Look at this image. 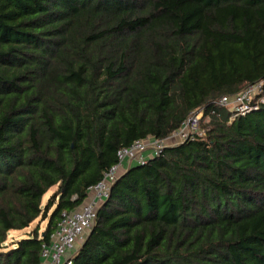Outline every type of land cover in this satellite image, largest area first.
<instances>
[{"label":"trees","instance_id":"16d2710c","mask_svg":"<svg viewBox=\"0 0 264 264\" xmlns=\"http://www.w3.org/2000/svg\"><path fill=\"white\" fill-rule=\"evenodd\" d=\"M262 79L264 0H0V264H40L121 148L199 110L206 135L121 175L73 262L264 264V103L218 104Z\"/></svg>","mask_w":264,"mask_h":264},{"label":"built area","instance_id":"2783aa9c","mask_svg":"<svg viewBox=\"0 0 264 264\" xmlns=\"http://www.w3.org/2000/svg\"><path fill=\"white\" fill-rule=\"evenodd\" d=\"M261 103H264V79L237 94L223 96L218 100L219 105L228 107L233 113L231 120L258 109ZM202 118L203 111L199 110L192 113L182 127L168 139L149 137L121 148L117 153V163L104 173L98 183L88 189V197L81 206L62 213L61 221L50 241L42 244L40 264H74L77 246L83 243L93 228L98 209L109 198L115 181L131 166L145 164L161 154L165 147L180 143L177 141L179 138L183 142L196 135L205 136L206 131L201 128Z\"/></svg>","mask_w":264,"mask_h":264},{"label":"rangeland","instance_id":"374dc122","mask_svg":"<svg viewBox=\"0 0 264 264\" xmlns=\"http://www.w3.org/2000/svg\"><path fill=\"white\" fill-rule=\"evenodd\" d=\"M177 141H179L181 143V139H177ZM56 190V187L52 188L48 194L45 196V199L44 201H46L48 199V197L50 196V194H52L54 191ZM38 225L40 227V233H42L46 227V221H42V219H37L29 229L25 230V231H17V232H12L11 235H10V238L11 239H17V238H20L22 236H24V234L26 232H29V231H32V229H34V227Z\"/></svg>","mask_w":264,"mask_h":264},{"label":"crops","instance_id":"0c3cea01","mask_svg":"<svg viewBox=\"0 0 264 264\" xmlns=\"http://www.w3.org/2000/svg\"><path fill=\"white\" fill-rule=\"evenodd\" d=\"M79 247H80V245H79V246H77V250L79 249Z\"/></svg>","mask_w":264,"mask_h":264}]
</instances>
